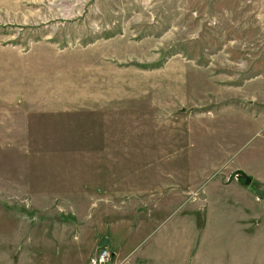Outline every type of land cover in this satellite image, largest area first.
<instances>
[{"label":"rangeland","instance_id":"rangeland-1","mask_svg":"<svg viewBox=\"0 0 264 264\" xmlns=\"http://www.w3.org/2000/svg\"><path fill=\"white\" fill-rule=\"evenodd\" d=\"M100 247L264 264V0H0V264Z\"/></svg>","mask_w":264,"mask_h":264},{"label":"built area","instance_id":"built-area-1","mask_svg":"<svg viewBox=\"0 0 264 264\" xmlns=\"http://www.w3.org/2000/svg\"><path fill=\"white\" fill-rule=\"evenodd\" d=\"M126 261L118 258L111 249L100 247L88 258L87 264H126Z\"/></svg>","mask_w":264,"mask_h":264},{"label":"water","instance_id":"water-1","mask_svg":"<svg viewBox=\"0 0 264 264\" xmlns=\"http://www.w3.org/2000/svg\"><path fill=\"white\" fill-rule=\"evenodd\" d=\"M238 174H239V181H240V183L242 184V185H244V186H248V185H250L251 184V182H252V178L250 177V176H248V175H246L244 172H242V171H238Z\"/></svg>","mask_w":264,"mask_h":264},{"label":"crops","instance_id":"crops-1","mask_svg":"<svg viewBox=\"0 0 264 264\" xmlns=\"http://www.w3.org/2000/svg\"><path fill=\"white\" fill-rule=\"evenodd\" d=\"M142 256H145V254H142ZM142 256H141V257H142ZM158 258H159L160 260H157ZM148 259L153 260V262H157V264L165 263V262H164V259L161 258V257H151V255H149V256H148ZM155 260H157V261H155Z\"/></svg>","mask_w":264,"mask_h":264}]
</instances>
